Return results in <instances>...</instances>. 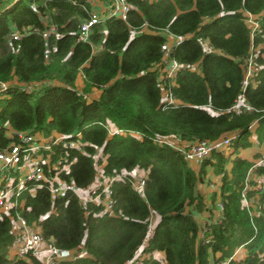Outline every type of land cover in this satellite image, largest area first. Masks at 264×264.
<instances>
[{
	"label": "trees",
	"instance_id": "1",
	"mask_svg": "<svg viewBox=\"0 0 264 264\" xmlns=\"http://www.w3.org/2000/svg\"><path fill=\"white\" fill-rule=\"evenodd\" d=\"M114 1L11 0L0 9V150L17 141L15 131L59 133L66 139L39 152L47 179L84 189L96 163L110 178L125 172L109 186L110 209L72 190L53 197L48 180L27 181L17 205L0 213V264H45L30 253L8 256L21 238L17 214L47 244L75 251L55 264H219L239 247L241 263L264 264V187L246 189L253 199L244 205L256 163L240 154L253 132L264 141V0H126L125 19L111 14ZM93 10L99 20L82 39ZM169 36L182 39L164 53ZM171 59L181 66L166 77L160 68ZM79 75L83 92L74 86ZM93 88L100 94L88 101ZM225 137L229 144L198 172L167 141ZM261 159L254 176H264ZM207 166L220 176L212 202L222 210L200 226L197 184ZM135 168L146 171L142 193L132 185Z\"/></svg>",
	"mask_w": 264,
	"mask_h": 264
},
{
	"label": "built area",
	"instance_id": "2",
	"mask_svg": "<svg viewBox=\"0 0 264 264\" xmlns=\"http://www.w3.org/2000/svg\"><path fill=\"white\" fill-rule=\"evenodd\" d=\"M35 10V7H33ZM111 14H117L121 18L125 19L126 12L128 10V5L126 0H115L112 5L109 6ZM251 16V15H250ZM253 18V16H251ZM99 20V13L95 10L90 12V16L87 20H85L79 30L80 37L82 39H86L89 35L91 27L97 23ZM251 25L254 28L258 27L257 23L251 19ZM53 29V28H52ZM13 39H19L20 34L17 32H13ZM43 36H47V32L43 33ZM171 41L166 42L162 45L161 49L164 53H167L170 45L182 39L181 36L172 37ZM167 64L166 68L162 66V72L166 77H173L177 70L180 68V64L174 60L165 61ZM248 73L250 74L251 68V60L248 62ZM246 83V81L244 82ZM6 88L5 82H0V91ZM31 89V87H29ZM166 100L169 103L174 102V98L171 94L168 93ZM245 106V104L243 103ZM36 133L31 132H23V131H15L10 133L12 137L16 136L17 141H12L9 143L8 147L0 150V172L3 169H9L11 172H17L18 176L14 179L11 188H8L6 185L7 176L1 177L0 175V213H8L9 210L16 206L18 203L19 196L21 193L27 188V181H40V180H48L49 181V189L53 197L59 196L64 197L66 193L70 190L75 191L81 202L86 203L88 201H93L94 203H103L107 209L111 208V199L109 198V186L111 182L115 178H119L122 175H125V172L119 176H114L112 178L108 177L106 185H97L93 188V190L88 192L87 195H79L78 189L75 188L72 182L62 181L63 185L59 186L53 180L58 177H50L46 178L44 173V168L42 166V158L39 153L40 150H49L52 144H56L64 139H66V135L53 133L48 136H35ZM229 137L221 138L214 141H194L190 142L189 145L185 148H181L179 145L174 144L171 140H167L170 143L174 144L178 149L182 150L185 154V157L190 160L201 161L205 157H208L211 152L215 149H220L222 146L229 144ZM69 146H76L74 141L68 142ZM262 162V159L256 161L253 167L249 170V178L248 180H253L254 185H246L244 191L242 193L244 205H247L248 198L245 195V190L253 187L256 190H261L264 187V176H254L253 168ZM60 164V160L56 163V165ZM27 165L32 170L27 168ZM55 165V166H56ZM144 178L142 176L140 178H133L132 185L133 187L142 193L144 189ZM100 190V191H98ZM32 191V189H31ZM98 199V200H97ZM218 208L222 210V204L218 203ZM150 229V228H149ZM13 230L17 235L21 238L19 242L15 244L17 248V252L20 256H24L28 253L39 258L40 254L43 255V262L45 264H55L56 261L62 258H70L72 254L75 252L74 250L61 249L57 248L53 245L47 244L43 239L39 231L38 226H29L26 220L19 214L16 215V219L14 221ZM131 262V261H130ZM219 264H232L231 257L225 259ZM250 264V263H244Z\"/></svg>",
	"mask_w": 264,
	"mask_h": 264
},
{
	"label": "crops",
	"instance_id": "3",
	"mask_svg": "<svg viewBox=\"0 0 264 264\" xmlns=\"http://www.w3.org/2000/svg\"><path fill=\"white\" fill-rule=\"evenodd\" d=\"M101 6H98L96 5V7H94L95 9H99ZM253 129L255 128V126L253 125L252 127ZM171 141L174 143V144H177L179 145L181 148H184L186 146L189 145V143H186V142H178L176 140H172ZM251 141H252V145L246 149H242L240 152H242L241 155H243L245 158H247L248 160L250 161H258L260 160L263 156H264V141L263 142H259L258 139H257V135L256 133H252V136H251ZM189 164L190 166L196 171L198 172L200 170V161H197V160H190L189 161ZM197 169H199L197 171ZM138 172V171H137ZM102 177V175H101ZM204 177L206 178H210L212 181L214 180L215 182V185H214V188H210V189H207V191L203 192L201 190V188L198 190L199 193L202 195L203 197V200H204V204H205V209L201 212H195V217H196V220L197 222L200 224V226H204L205 222L206 221H209V220H216L219 216H220V210L218 208V199L213 203L212 199H213V195L218 193L219 191V185H220V176L216 173L213 172L212 168L210 166H207L205 168V172L201 173L199 175V179H203L204 180ZM214 177V178H213ZM104 180H98L95 187L99 184H102L104 185L103 183ZM105 182V181H104ZM198 185V184H197ZM198 189V188H197ZM89 192V191H88ZM87 193H83V191H78L79 195H86L88 194ZM210 192V193H208ZM248 201H252L251 198H249ZM156 221V220H155ZM152 224H154L155 222L153 220H151ZM16 247V246H15ZM241 248V247H239ZM237 248L236 251L234 252L233 256L231 257V262L235 261L236 263L238 262H241V260H243V258H245L246 256V250L243 252V254H240L238 255L237 253V250L239 249ZM17 251H14V254L16 253ZM159 253V252H157ZM162 254V253H161ZM163 255H161V258H162ZM238 260H235L236 257H238Z\"/></svg>",
	"mask_w": 264,
	"mask_h": 264
},
{
	"label": "rangeland",
	"instance_id": "4",
	"mask_svg": "<svg viewBox=\"0 0 264 264\" xmlns=\"http://www.w3.org/2000/svg\"><path fill=\"white\" fill-rule=\"evenodd\" d=\"M11 0H4L3 2H2V4L0 5V9L3 7V6H5L8 2H10ZM169 41H171V39H169ZM156 67H159L160 68V66L159 65H156ZM167 67V64L165 63L164 64V66H163V68H166ZM160 74H162V69L160 68ZM74 86H75V88H76V90H78L79 92H83V87H84V80H83V76H81V75H79L78 77H77V79H76V81H75V83H74ZM99 94H100V90L98 89V88H93L92 89V91L91 92H89V93H84V95H85V98L88 100V101H90V100H92L93 98H97L98 96H99ZM35 136L36 137H38V136H44L43 135V133H41V132H37L36 134H35ZM101 154H102V150L99 148L98 150H97V153H96V158L98 157V156H101ZM240 154H242V152H240ZM27 168H29V170H32L30 167H29V165H27ZM96 169H97V174H96V178H95V180L90 184V185H88L86 188H84V189H78L77 191H83V193H87L88 191H92L93 190V188L95 187V185H96V183H97V181L98 180H104L103 181V183H104V185H106L107 184V180H108V177L107 176H104L103 174H102V172H101V169H102V165L101 164H97L96 163ZM199 169H197V171H198ZM138 171V172H137ZM0 175H1V177H4V176H7V181H6V185H7V187L8 188H11L12 187V184H13V182H14V179L18 176V173L17 172H11L9 169H3L1 172H0ZM101 175H102V177H101ZM130 175L133 177V178H140V177H142V176H145L146 175V171L145 170H143V169H137V168H135V169H133L131 172H130ZM214 178V177H213ZM54 182H56L59 186H62L63 185V183H62V181H61V179H59V178H55L54 180H53ZM215 183H217V182H215L214 180L212 181L210 178H205L204 177V180L203 179H199V181H198V185H197V190H199L200 188H201V190L203 191V192H205V191H207V189H210V188H214V185H215ZM99 185H102V184H99ZM98 191H100V190H98ZM208 193H210V192H208ZM211 194V193H210ZM87 195V194H86ZM251 199H253L252 197H250ZM98 200V199H97ZM158 218H159V216L154 212V213H152V218H151V220H153L154 222H156L157 220H158ZM156 220V221H155ZM151 224H152V222H151ZM19 242V240L17 239L14 243H13V245L12 246H10L9 248H8V251H7V254H8V256H12L13 254H14V251H17V248L15 247V244L16 243H18ZM245 251V248L244 247H241V248H239L238 250H237V253H238V255H240V254H243V252ZM138 252H137V255L136 256H138ZM153 255H154V257H156V258H161V253L159 252V253H157V252H155V253H153ZM147 256H148V254H147ZM240 256H238V257H236L235 258V260H238V258H239ZM39 258L41 259V260H43V255L42 254H40V256H39ZM136 264H140V262L139 261H137L136 262ZM232 264H243V263H241V262H238V263H236L235 261H233L232 262Z\"/></svg>",
	"mask_w": 264,
	"mask_h": 264
},
{
	"label": "bare ground",
	"instance_id": "5",
	"mask_svg": "<svg viewBox=\"0 0 264 264\" xmlns=\"http://www.w3.org/2000/svg\"><path fill=\"white\" fill-rule=\"evenodd\" d=\"M165 96V95H164Z\"/></svg>",
	"mask_w": 264,
	"mask_h": 264
}]
</instances>
